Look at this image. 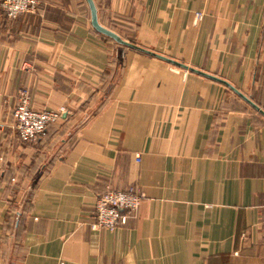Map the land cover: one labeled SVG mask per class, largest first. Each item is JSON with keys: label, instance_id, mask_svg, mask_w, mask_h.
<instances>
[{"label": "crops", "instance_id": "0c3cea01", "mask_svg": "<svg viewBox=\"0 0 264 264\" xmlns=\"http://www.w3.org/2000/svg\"><path fill=\"white\" fill-rule=\"evenodd\" d=\"M92 2L185 68L86 0L0 9V264H264V0ZM107 190L143 198L92 231Z\"/></svg>", "mask_w": 264, "mask_h": 264}, {"label": "built area", "instance_id": "2783aa9c", "mask_svg": "<svg viewBox=\"0 0 264 264\" xmlns=\"http://www.w3.org/2000/svg\"><path fill=\"white\" fill-rule=\"evenodd\" d=\"M38 0H1L0 9L8 20H14L23 14L36 11ZM195 19H201L196 13ZM61 118L59 112H37L29 107L28 95L21 91L17 104L12 111V119L19 140L35 142L45 135L48 125L54 124ZM142 195L133 190H107L100 194L95 201L92 231L106 230L114 232L124 225L128 216L139 207Z\"/></svg>", "mask_w": 264, "mask_h": 264}, {"label": "water", "instance_id": "95a60500", "mask_svg": "<svg viewBox=\"0 0 264 264\" xmlns=\"http://www.w3.org/2000/svg\"><path fill=\"white\" fill-rule=\"evenodd\" d=\"M87 4H88V7H89V11H90V20H91V25L92 27L99 33V34H102L108 38H111L112 40H114L117 44H120V45H124V46H129V47H132V48H135V49H138L140 51H143L145 53H148L152 56H155L157 58H160L170 64H173L175 66H178V67H182V68H185V66L177 63V62H174L172 60H169V59H166V58H163V57H160V56H157L155 54H152L150 52H147V51H144V50H141L127 42H124L123 40H121L116 34H114L113 32L107 30L106 28H103L102 26H100L97 22V16H96V9L94 7V4L92 2V0H86ZM190 71L192 72H196V73H200V72H197L196 70H192V69H189ZM201 75L203 76H206L210 79H214V80H217V81H220L218 80L217 78L213 77V76H210V75H207V74H203V73H200ZM222 82V81H220ZM225 84V82H222ZM229 87V86H228ZM234 92H236L239 96H241V94H239L236 90H234L233 88H231ZM242 98H244L243 96H241ZM245 99V98H244ZM246 101L256 110H258L260 113L264 114L262 111L259 110V108H257L254 104H252L249 100L246 99Z\"/></svg>", "mask_w": 264, "mask_h": 264}]
</instances>
